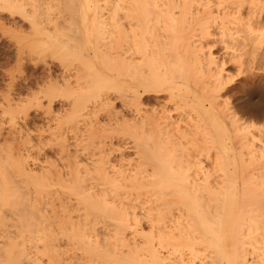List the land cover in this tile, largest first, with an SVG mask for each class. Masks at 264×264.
I'll list each match as a JSON object with an SVG mask.
<instances>
[{"label": "bare ground", "instance_id": "obj_1", "mask_svg": "<svg viewBox=\"0 0 264 264\" xmlns=\"http://www.w3.org/2000/svg\"><path fill=\"white\" fill-rule=\"evenodd\" d=\"M0 12L18 58L58 62L18 100L43 110L37 138L0 123V264H264L263 79L240 103L262 124L223 99L227 66L264 64V0H0Z\"/></svg>", "mask_w": 264, "mask_h": 264}, {"label": "rangeland", "instance_id": "obj_2", "mask_svg": "<svg viewBox=\"0 0 264 264\" xmlns=\"http://www.w3.org/2000/svg\"><path fill=\"white\" fill-rule=\"evenodd\" d=\"M0 14L2 15V12H0ZM3 22H4L3 20H0V123L2 122L1 125L2 126L4 125L3 126L4 128L10 127V125H13V126L15 125L16 127H19V125L24 126L26 123V128L30 132V136L33 139L32 141H34L37 138L35 137L37 135L36 130L40 129L39 127H44V128L46 127L47 123H45V121L43 120L44 112L43 110L42 111L39 109L37 110L36 107L27 105V103L22 104L18 102V100H19V97L20 98L22 97L23 99H29L32 96L33 92H37L36 90H39V88L43 85L44 83L43 80H45V77H46L45 75H47L46 64L53 62L57 65L58 62L54 61L55 56H53L50 53V51L48 53L46 52V53H39L36 55H32L31 57L18 58L17 52L19 50L18 49L19 44L15 42L14 39H11V40L8 39L7 35L4 33L6 31L4 30V27L6 26L2 24ZM262 45L264 47V41ZM223 59H226V58H218V60H223ZM226 71H227V77H229L228 76L229 74L230 78H233V81L231 82V84L229 83V86L227 87L228 91H226L225 94H223L225 97V98L223 97V99L227 98L228 100L229 98L230 107L233 108L232 111L235 112L238 116H242L243 117V118L241 117L242 119H247L248 116L252 117L254 115L252 118L251 117L248 118L250 119L249 120L250 122L249 121L248 122L249 123L260 122L261 118L256 119L255 117L256 114L258 113L255 114L254 112L253 114V111L249 112L250 110L248 111L244 110L245 108L246 109L248 108L246 106L243 107L244 105H242L243 103L241 102L242 100L241 98L244 95L243 88L245 87V84H247V82H251L252 79L253 81H258L255 78L259 79L260 77L259 81L263 79V82L262 81L261 82L264 85V64L259 63V66L256 67L255 71L253 72L250 71L251 73L249 71L248 72L246 71L244 72V74L237 76V77H236L237 68L233 66L232 64L226 67ZM262 90L264 91V86L262 87ZM108 95L112 98L111 103H112V108L114 110L121 112L122 115H124V117H126L127 119H132L134 117L133 113L124 111L125 109L123 107V101L121 99H118V94L116 92L110 90ZM254 98H255V101H257L259 99V96L255 95ZM261 98L264 99V96ZM8 100L12 101L11 109H8L7 107ZM18 103H20L19 105L20 107L18 106ZM141 103H142V108L146 110V96L142 97ZM263 105H264V102L261 104L262 108H263ZM246 112L247 113L249 112L248 116ZM25 113H27L26 114L27 117L26 116L24 117ZM250 113H252L253 115H250ZM262 118L264 119V117ZM259 119L260 121H258ZM40 122H42L43 124ZM260 123L262 124V121ZM2 154L8 155V149L6 147L2 151ZM45 155H48V156L52 155L51 157H53V152L51 151L46 152ZM32 159H33L32 157L28 158V164L30 166L32 163ZM12 162L13 160L11 159L4 160L3 169H5V171H7L8 173H11Z\"/></svg>", "mask_w": 264, "mask_h": 264}]
</instances>
